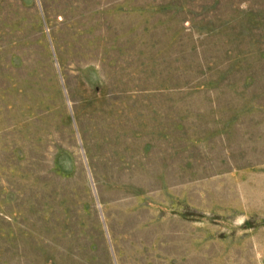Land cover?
I'll return each mask as SVG.
<instances>
[{
	"label": "rangeland",
	"instance_id": "374dc122",
	"mask_svg": "<svg viewBox=\"0 0 264 264\" xmlns=\"http://www.w3.org/2000/svg\"><path fill=\"white\" fill-rule=\"evenodd\" d=\"M0 264H264V0H0Z\"/></svg>",
	"mask_w": 264,
	"mask_h": 264
}]
</instances>
